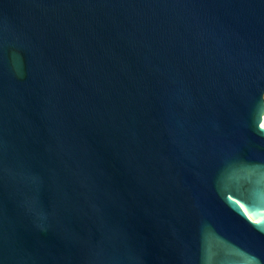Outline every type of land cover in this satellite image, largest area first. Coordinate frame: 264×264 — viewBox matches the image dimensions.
I'll return each mask as SVG.
<instances>
[{"label":"water","instance_id":"obj_1","mask_svg":"<svg viewBox=\"0 0 264 264\" xmlns=\"http://www.w3.org/2000/svg\"><path fill=\"white\" fill-rule=\"evenodd\" d=\"M264 0H0V264H264Z\"/></svg>","mask_w":264,"mask_h":264},{"label":"rangeland","instance_id":"obj_2","mask_svg":"<svg viewBox=\"0 0 264 264\" xmlns=\"http://www.w3.org/2000/svg\"><path fill=\"white\" fill-rule=\"evenodd\" d=\"M263 97H264V94H263Z\"/></svg>","mask_w":264,"mask_h":264}]
</instances>
